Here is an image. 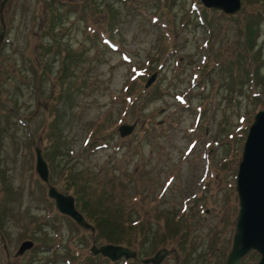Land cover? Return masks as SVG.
I'll return each mask as SVG.
<instances>
[{"label": "rangeland", "instance_id": "1", "mask_svg": "<svg viewBox=\"0 0 264 264\" xmlns=\"http://www.w3.org/2000/svg\"><path fill=\"white\" fill-rule=\"evenodd\" d=\"M1 24L0 264H142L160 247L159 264L223 263L242 143L264 109V0L232 14L199 0H10ZM120 124L134 127L119 136ZM35 146L48 184L88 201L93 233L46 196ZM103 215L135 258L89 252L113 244ZM257 259L249 250L238 264Z\"/></svg>", "mask_w": 264, "mask_h": 264}, {"label": "water", "instance_id": "2", "mask_svg": "<svg viewBox=\"0 0 264 264\" xmlns=\"http://www.w3.org/2000/svg\"><path fill=\"white\" fill-rule=\"evenodd\" d=\"M6 0L0 2L1 8ZM205 8L218 9L224 14H232L239 10L240 0H199ZM3 35L1 24L0 39ZM152 73L145 81L144 87L154 79ZM134 125L120 124L117 127L119 136L129 134ZM34 171L38 178L45 184L46 196L53 201L55 209L68 216L77 226L93 233V226L88 223L83 215L75 208L74 199L69 194H64L48 184V169L42 158L39 147H34ZM234 190L237 198V214L234 222V231L231 237L229 251L221 264H238L240 257L247 251L254 250L258 259L254 263L264 264V109L257 110L252 115V120L247 127L242 143L239 161L235 172ZM33 242L25 239L21 241L15 255L22 254L32 247ZM92 255H101L110 261L119 258H135L136 251L120 244L103 243L89 247ZM168 250L164 247L157 249L151 256L140 259L143 264H159Z\"/></svg>", "mask_w": 264, "mask_h": 264}, {"label": "trees", "instance_id": "3", "mask_svg": "<svg viewBox=\"0 0 264 264\" xmlns=\"http://www.w3.org/2000/svg\"><path fill=\"white\" fill-rule=\"evenodd\" d=\"M70 4L71 3H69L68 5L70 6ZM111 19H115V18H118V15L116 14V15H114L113 13H109V15H108ZM257 15H253L250 19H247V22H246V25H245V31H244V40L246 41V42H252L251 40H252V36H253V33H254V29H253V24L255 23V20H257V17H256ZM54 17L51 15L50 16V20H52ZM109 24L110 23H112V21L113 20H106ZM114 22V21H113ZM107 26H108V24H107ZM103 29H106V28H103ZM102 29V30H103ZM110 27H108V30H107V33H108V36L110 37ZM91 37L92 38H96V33H94L93 35H91ZM111 38V37H110ZM70 56H72L70 53H66V55H65V57H64V60H63V62H62V64H63V69H66L67 68V66H68V64L66 63V61H67V59H68V57H70ZM64 71V70H63ZM231 82H232V80H231ZM238 84H242V79L240 78L238 81ZM236 83V82H235ZM234 84V82L232 83V85ZM230 89H232V88H230ZM15 109V108H14ZM16 110V109H15ZM58 152H59V149H58V147H56V146H54L53 148H52V150L51 151H49V152H47L46 154H45V156H46V158H48L50 161H52V158L54 157V156H56L57 154H58ZM74 193L76 194V191H74ZM75 201L77 200V195H75ZM90 198V197H89ZM90 202V204L92 205V203H91V201H89ZM74 204H75V206L76 207H78V211L79 212H81L82 214H83V216H84V213H85V211L86 210H88L87 209V207L90 209L91 208V206H89L88 205V201L86 202V200L84 199L83 201H82V203L79 205L77 202H74ZM86 205H88L87 207H86ZM95 207H96V205H95ZM97 208V207H96ZM98 213V212H97ZM100 214V213H99ZM86 215L87 216H90V214L89 213H86ZM104 217H99L98 218V226H101V225H104V226H108L107 228L109 229V231L108 232H105L104 234H106L105 236H106V238H108V240H109V242H113V243H116V231L115 232H113V231H111V229L112 228H114L115 226H112V224L110 223V219H107V217H106V215H103ZM142 224H139L138 226L140 227V229L142 228L143 229V226H141ZM93 226V225H92ZM95 229L97 228V226H93ZM98 229V228H97ZM104 232V231H103ZM172 233H175V234H177V233H183V236L185 235L184 234V232H183V230H178L177 231V229H174L173 231H172ZM185 237V236H184Z\"/></svg>", "mask_w": 264, "mask_h": 264}, {"label": "flooded vegetation", "instance_id": "4", "mask_svg": "<svg viewBox=\"0 0 264 264\" xmlns=\"http://www.w3.org/2000/svg\"><path fill=\"white\" fill-rule=\"evenodd\" d=\"M8 1H10V0H6V1L4 2L3 6H2V8H1V11H2L3 8L5 7V5L8 3Z\"/></svg>", "mask_w": 264, "mask_h": 264}]
</instances>
